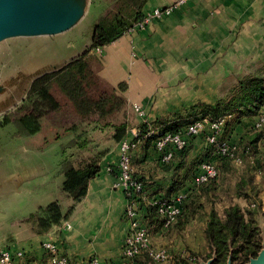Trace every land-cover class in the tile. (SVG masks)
Here are the masks:
<instances>
[{
	"label": "crops",
	"instance_id": "1",
	"mask_svg": "<svg viewBox=\"0 0 264 264\" xmlns=\"http://www.w3.org/2000/svg\"><path fill=\"white\" fill-rule=\"evenodd\" d=\"M179 2L149 0L144 12L149 14ZM95 55L99 63L94 69L106 84L113 88L126 84L124 96L140 121L136 105L153 117L164 112L162 101L168 98V85L182 88L190 82L200 90L207 87L203 97L214 99L221 90L227 92L263 66L264 0H184L171 15L154 18L147 27L128 31ZM189 74L193 79L185 81ZM251 121L248 119L246 126L238 125L235 133L244 132L253 124ZM119 154L118 144L101 162V171L89 181L86 197L64 227L38 234L29 220L34 209L2 227L15 240L11 249L23 250L42 262L46 258L43 243L53 241L60 253L75 264H90L92 258L102 264L121 263L130 224L125 216L128 199L114 171ZM205 154L203 141L197 139L184 167L167 171L149 155L141 141L132 154L134 172L146 178L152 176L142 215L147 214V205L155 198L171 200L178 194H187L195 162ZM43 185L33 196L43 194L42 198L50 203L55 189L50 183ZM240 206L246 207L247 202ZM15 209L16 206L1 210L0 222L11 219L9 215ZM163 229L154 228L151 233L155 246L169 245L177 254L186 250L182 242L177 243L176 236L165 234Z\"/></svg>",
	"mask_w": 264,
	"mask_h": 264
},
{
	"label": "trees",
	"instance_id": "2",
	"mask_svg": "<svg viewBox=\"0 0 264 264\" xmlns=\"http://www.w3.org/2000/svg\"><path fill=\"white\" fill-rule=\"evenodd\" d=\"M148 1L114 0L111 7L106 10L107 12L100 17L95 25L91 49L106 47L122 37L136 23L141 22L146 16L144 8ZM89 53L72 61L63 69L46 74L34 82L24 101V104L29 105L31 112L12 120L18 136L25 137L36 134L41 129L43 117L63 108V102L57 97V93L71 104L84 120H103L125 108L127 104L124 96L126 84L121 83L117 88L106 84L95 71L89 59ZM196 108L200 112V117L197 120H204L207 123L206 128L196 135H187L186 133L188 126L196 121L190 117L178 115L177 120L174 121L167 120V118H156L151 122V126L148 123H141L138 139L140 142H144L149 155H152L164 170L174 172L183 168L197 139L203 141L206 149V154L195 162L192 184L181 203L182 211L176 221L165 227V218L160 213L159 207L151 203L147 205V214L143 217V222L148 226L150 234L154 228H164L165 234L169 235L176 226L182 228L187 226L205 208L204 199L209 200L213 194H217L222 187H225L224 183L230 177L232 169L237 165L243 167L244 174L237 184V193L239 196L249 199L253 208L247 206L244 209L240 205H233L222 214L212 209L208 212L204 231L212 253L216 252L217 255L214 264H227L230 255H232L233 263L246 264L250 258L256 257L262 248L261 228L256 210L258 204L253 200L258 196L259 188L254 183V176L249 173L252 170H257V173L259 168L264 172V126L261 128L256 126V119L264 111V64L257 74L241 79L227 99H221L214 104L200 103ZM230 115L233 116L230 118ZM223 117H227V121L222 127L220 140L229 142L231 146L236 147L232 151L234 155L218 153L216 147L209 144L207 140L211 133L210 124ZM248 119L253 120L254 122L251 121L253 124L246 127L244 132L235 133L236 127L238 125L246 126ZM162 125L167 126L165 132L160 134L181 132L187 137V145L179 149L173 144L167 143L160 150L157 147L161 138L160 134L145 137L152 126L157 128ZM128 135L125 125H122L117 131L115 139L120 144ZM168 152H172V158L169 161H163V156ZM109 153L110 151L107 149L102 151L100 158L103 159ZM238 158L242 160L241 164H237ZM205 162L214 163L218 168V175L204 184H196L195 177ZM133 164L132 159V167ZM100 171L101 163L96 162L88 163L80 168L68 167L63 189L66 197L73 201L72 206L64 211L60 201L57 200L45 207H39L29 219L34 223L35 232L44 234L52 228L61 227L68 222L76 206L86 197L89 181ZM134 177L142 182L146 193L144 197L142 193L136 195L143 211V207L146 206L148 190L152 184V176L146 178L134 172ZM252 189H254V195L251 193ZM8 237L6 242L8 247L4 249H11L10 245L15 243L11 233ZM152 246L157 248L154 243ZM179 255L175 254V262L179 260ZM150 263L157 264L145 252L144 256L139 259V264Z\"/></svg>",
	"mask_w": 264,
	"mask_h": 264
},
{
	"label": "rangeland",
	"instance_id": "3",
	"mask_svg": "<svg viewBox=\"0 0 264 264\" xmlns=\"http://www.w3.org/2000/svg\"><path fill=\"white\" fill-rule=\"evenodd\" d=\"M113 2L114 0H93L87 16L75 29L64 36L63 44L57 46L58 52L62 53L66 49H78L81 45H84L86 41L92 39L96 23L100 17L107 12L106 10L111 7ZM8 46L9 48H20L23 46H30V43L26 40H17ZM91 48L92 45L87 51V54L90 52L89 59L93 67H95L99 63L95 53L100 52L102 48ZM191 79H193L191 74L184 77L185 81H190ZM188 83H185L182 88L179 85H168V98L162 101L165 109L164 112L159 113L157 117L146 115L142 121L134 114L132 107L130 108L128 106V101L122 111L106 119L99 121L96 119L84 120L79 116L72 105L67 103L58 93L56 95L63 102V108L43 117L41 119L40 131L32 136H25L27 138L18 136L17 129L12 123V120L31 112L29 105L27 106L26 103L24 104L29 93L16 107L0 116V144L3 146L8 145L9 147L14 144V146L18 147L20 152L25 148H29L30 151H32L30 153L24 150L27 153V157H34L36 159L35 162L37 164L40 163V166H38L40 176L26 185L25 193L18 196L17 199L11 198L4 201V204H1L0 212L1 210L5 211L4 208L7 209V207L11 208L16 206V209L9 215L12 216L11 219L8 221L4 219L0 222V250L8 247L6 242L9 238V233L1 229L2 227L4 228L10 225L12 221H15L28 210L33 211L34 209L35 212L39 206L45 207L49 204L46 202V198H42L43 194H40L39 197L33 196V194H37L38 191L42 190V187H44L43 184L50 183V186L55 189L53 201L59 200L64 211H67L70 206H72L73 201L66 197V193H64L63 189L66 181V169L68 167L80 168L88 163H101L105 157L103 159L100 158V153L106 149L110 152L114 151L118 146L119 142L115 139V136L119 127L125 125L127 133H132L133 130L140 128L141 123H148L151 126V122L156 118H167V120L174 121L177 120L178 115L187 118L190 117L193 121H197L198 117H200V112H198L196 108L198 104H214L221 99H227L231 96L237 85L233 84L232 88L227 92H222L221 90V93L215 95L214 99H205L203 96L206 95L205 90L207 87H201L200 90V88L192 86V83ZM218 89L219 86L218 88L216 86V91ZM232 116L230 115L229 117L231 118ZM166 126L167 125H162L157 128L152 126L151 130L154 132L153 135L165 132ZM242 168L237 165L236 168L232 169L230 177L224 183L225 187H222L217 194H213L209 200L207 199L206 201V199H204L205 208L195 219L189 222L187 226L183 228L176 226L171 230L170 234L172 237L176 236L177 243L182 242L183 246L186 248L185 251L180 253L178 257L179 260H187L189 257H195L198 262L197 264H200V260L207 261L213 255L204 231L208 212L210 210L215 209L222 214L228 207L240 205V203L247 202V206H251L249 199L239 196L237 193V184L241 181L244 174V168ZM259 169L257 173V170H252L249 174L254 176V183L259 188L258 196L253 200L258 204L256 206L258 212L257 219L261 228L264 222V172L262 169L259 171ZM250 186L253 185L250 184ZM251 193L254 195V189H252ZM18 200L20 201L18 202ZM247 206L241 207L245 209ZM68 222L56 228H62ZM157 248L167 249L168 252L171 253L172 259H176V252H174L169 245H161L159 247L157 246ZM42 262H45V260H42ZM233 264L239 263L235 262Z\"/></svg>",
	"mask_w": 264,
	"mask_h": 264
},
{
	"label": "water",
	"instance_id": "4",
	"mask_svg": "<svg viewBox=\"0 0 264 264\" xmlns=\"http://www.w3.org/2000/svg\"><path fill=\"white\" fill-rule=\"evenodd\" d=\"M92 1L0 0V116L21 103L37 79L87 54L93 37L78 49L59 53L57 46L87 16ZM17 40H26L30 46L9 48ZM24 150L20 152L14 144H0V207L4 201L24 194L26 185L40 176V164L34 157L28 158ZM261 238L257 257L246 264H264V222ZM216 257L214 252L212 258L199 263L213 264ZM227 264H233L232 255Z\"/></svg>",
	"mask_w": 264,
	"mask_h": 264
},
{
	"label": "built area",
	"instance_id": "5",
	"mask_svg": "<svg viewBox=\"0 0 264 264\" xmlns=\"http://www.w3.org/2000/svg\"><path fill=\"white\" fill-rule=\"evenodd\" d=\"M184 0H180L179 3L164 7L156 8L151 13L146 14L145 18L138 22L129 31L135 29H142L147 27L154 18H160L169 16L177 8V6ZM135 111L143 119L146 116V111L141 105L135 106ZM227 117L220 118L213 121L210 124L211 133L208 135V143L214 145L217 152L224 154H231L236 147L231 146L229 142L221 141L220 134L222 127L226 123ZM206 121L197 120L190 124L187 129V135H196L201 133L206 128ZM256 126L261 128L264 126V111L256 119ZM141 130L135 129L119 144L120 154L118 163L114 169L118 184L125 192L128 199V203L125 210V216L130 224L128 234L125 239L124 245V259L118 264H139V259L147 252L154 262L157 264H197L195 257H189L187 260H172L171 253L167 249H158L152 246V237L143 222L142 209L140 202L137 200L136 195L142 193L145 196L142 182L134 177V170L132 167V154L135 149L140 145L138 136ZM153 131L150 130L145 137H151ZM161 138L157 143V147L161 150L167 143H171L177 148L181 149L187 145V137L181 133H163L160 134ZM264 149V147H263ZM172 158V152L166 153L162 160L169 161ZM237 164H241L242 160L238 158ZM218 175V168L214 163L205 162L201 166V171L195 177L196 184H204L210 179L215 178ZM186 197V194H178L171 200H165L162 198H156L151 203L159 207L160 213L165 218V227H168L171 223L175 222L177 217L181 214V203ZM45 250V262H37L33 258H30L23 250L2 249L0 250V264H75L72 259L66 255L60 253L58 245L53 241H45L43 243ZM90 264H102L98 258H92Z\"/></svg>",
	"mask_w": 264,
	"mask_h": 264
},
{
	"label": "flooded vegetation",
	"instance_id": "6",
	"mask_svg": "<svg viewBox=\"0 0 264 264\" xmlns=\"http://www.w3.org/2000/svg\"><path fill=\"white\" fill-rule=\"evenodd\" d=\"M212 256H213V255H212ZM212 256H211V258H212ZM256 257H257V256H256ZM216 258H217V257H216ZM215 260H216V259H215ZM214 263H215V261H214ZM214 263H213V264H214Z\"/></svg>",
	"mask_w": 264,
	"mask_h": 264
}]
</instances>
